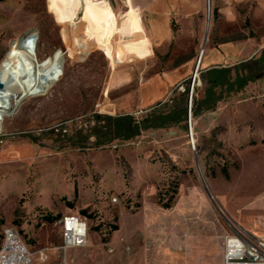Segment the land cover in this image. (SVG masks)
<instances>
[{
    "label": "rangeland",
    "instance_id": "1",
    "mask_svg": "<svg viewBox=\"0 0 264 264\" xmlns=\"http://www.w3.org/2000/svg\"><path fill=\"white\" fill-rule=\"evenodd\" d=\"M110 3L117 30L104 39L81 10L65 19L55 0H0V26H14L0 33V60L33 35L41 68L31 95L13 98L0 120V238L13 226L57 264L58 220L78 214L87 242L66 253L77 264H223L218 241L232 227L264 234V68L251 61L264 48V9L253 0H210L209 11L207 0H171L153 18L156 38L141 18L151 53L124 58L119 26L129 2ZM20 56L34 65L33 53ZM242 62L250 79L232 69L205 96L202 71ZM167 75L163 98L141 108V84ZM172 109L176 121L129 140L96 145L89 135L94 114Z\"/></svg>",
    "mask_w": 264,
    "mask_h": 264
},
{
    "label": "crops",
    "instance_id": "2",
    "mask_svg": "<svg viewBox=\"0 0 264 264\" xmlns=\"http://www.w3.org/2000/svg\"><path fill=\"white\" fill-rule=\"evenodd\" d=\"M58 4L61 15L72 20L79 10L82 11V18L91 22L94 32L104 39H108L110 35L117 30L114 18L111 15L112 8L110 0H55ZM171 0H128L129 9L125 11L120 20V33L123 40L121 48L122 53L117 56L127 58L131 55L144 57L151 53L149 48V40L143 35L142 17L147 19V33L151 38L157 37L154 28V17L165 16L169 13ZM184 1V0H183ZM238 1L244 0H227L230 6ZM257 3L258 8L264 9V0H253ZM177 4V5H176ZM174 5L177 6L176 15H185L187 5L185 3ZM109 20V26L107 22ZM124 37H131L125 39ZM134 37V38H133ZM128 50V51H127ZM129 53V54H128ZM122 63V62H121ZM170 76L149 77L143 82L139 88L138 103L141 108L149 106L163 98L168 90ZM165 92V93H164ZM218 250L221 258L223 252V240L218 241Z\"/></svg>",
    "mask_w": 264,
    "mask_h": 264
},
{
    "label": "built area",
    "instance_id": "3",
    "mask_svg": "<svg viewBox=\"0 0 264 264\" xmlns=\"http://www.w3.org/2000/svg\"><path fill=\"white\" fill-rule=\"evenodd\" d=\"M60 244L54 249L63 257L57 264H77L68 259L70 249L83 247L87 242L88 225L78 214L64 215L58 220ZM0 241V264H51L49 248L31 250L13 226L3 228ZM223 264H264V234H252L241 228H231L223 238Z\"/></svg>",
    "mask_w": 264,
    "mask_h": 264
},
{
    "label": "trees",
    "instance_id": "4",
    "mask_svg": "<svg viewBox=\"0 0 264 264\" xmlns=\"http://www.w3.org/2000/svg\"><path fill=\"white\" fill-rule=\"evenodd\" d=\"M251 61L257 69L264 68V48ZM247 65L248 63L242 62L233 68H209L202 71L200 74L201 81L207 85L205 96H210V92L214 91L218 86L223 85L224 81H228L232 69L237 78H240L242 81L250 79V70ZM187 91L188 86L182 93V108L177 113L184 116L186 114L185 95ZM175 114L173 109L171 112L168 110H152L141 117H136L131 113L116 115L94 114L95 124L90 128L89 135L95 137L96 145L109 144L115 140L125 141L139 135L143 130L168 126L179 117V115ZM165 205L168 206L169 204ZM46 219L53 221L56 217H47Z\"/></svg>",
    "mask_w": 264,
    "mask_h": 264
},
{
    "label": "bare ground",
    "instance_id": "5",
    "mask_svg": "<svg viewBox=\"0 0 264 264\" xmlns=\"http://www.w3.org/2000/svg\"><path fill=\"white\" fill-rule=\"evenodd\" d=\"M10 23L0 26L2 35L7 36L14 28ZM32 37L33 35L26 39H16L14 53H7L0 60V120L3 116H7L14 107L11 105V100L15 98L17 104L27 99L40 80L41 68L36 53V41ZM23 52L34 54L33 66L20 56ZM191 135L194 139L193 133ZM0 248H4V241H0Z\"/></svg>",
    "mask_w": 264,
    "mask_h": 264
},
{
    "label": "water",
    "instance_id": "6",
    "mask_svg": "<svg viewBox=\"0 0 264 264\" xmlns=\"http://www.w3.org/2000/svg\"><path fill=\"white\" fill-rule=\"evenodd\" d=\"M209 7H210V0H207V11H209ZM208 21H209V16H208ZM199 62H200V58H199V60H198V62H197V66H198ZM197 66H196V69H195V71L193 72V74H192V76H191V84H190V87L193 86V82H194V79H195V72H196V70H197ZM190 89H191V88H190ZM190 89H189V94H188V101H189L190 98H191V91H190ZM188 120H189V119H188ZM190 136H191V134H190Z\"/></svg>",
    "mask_w": 264,
    "mask_h": 264
}]
</instances>
